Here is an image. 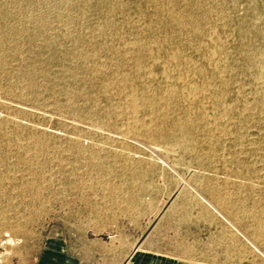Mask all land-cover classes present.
<instances>
[{
    "label": "rangeland",
    "instance_id": "rangeland-1",
    "mask_svg": "<svg viewBox=\"0 0 264 264\" xmlns=\"http://www.w3.org/2000/svg\"><path fill=\"white\" fill-rule=\"evenodd\" d=\"M263 74L264 0H0V264H264Z\"/></svg>",
    "mask_w": 264,
    "mask_h": 264
},
{
    "label": "crops",
    "instance_id": "crops-1",
    "mask_svg": "<svg viewBox=\"0 0 264 264\" xmlns=\"http://www.w3.org/2000/svg\"><path fill=\"white\" fill-rule=\"evenodd\" d=\"M133 236H130V241ZM37 255L34 264H87L83 256L78 252L68 249L57 248L54 245H46ZM58 247H61L59 244ZM84 253V252H83ZM92 264V263H89ZM121 264H182L178 258L167 255L150 247L139 245L130 250L123 258Z\"/></svg>",
    "mask_w": 264,
    "mask_h": 264
},
{
    "label": "bare ground",
    "instance_id": "bare-ground-1",
    "mask_svg": "<svg viewBox=\"0 0 264 264\" xmlns=\"http://www.w3.org/2000/svg\"><path fill=\"white\" fill-rule=\"evenodd\" d=\"M161 56H162V55H161ZM164 57H167V56H164ZM170 57H171V55H170ZM173 58H174V57H173ZM145 59H146V57H145ZM160 59H161V58H160ZM166 59H168V58H166ZM169 59H170V58H169ZM161 60H162V59H161ZM168 61H169V60H168ZM168 61H167V63H169V62L171 63V61H169V62H168ZM172 61H173V59H172ZM161 62H162V61H161ZM161 62H160V63H161ZM163 62H165V60H164ZM165 63H166V62H165ZM164 65H165V64H164ZM135 66H136V65H135ZM160 66H161V65H160ZM160 66H159V67H160ZM161 67H162V66H161ZM166 67H168V66H166ZM168 68H169V67H168ZM163 69H165V68H163ZM136 70H137V69H136ZM149 71H150V70H149ZM167 71H168V70H167ZM136 72H137V71H136ZM161 72H162V71H161ZM162 73H163V72H162ZM121 74H122V73H121ZM124 75H125V74H124ZM163 75H164V74H163ZM263 75H264V74H263ZM169 76H170V75H169ZM163 77H164V76H163ZM260 77H261V76H260ZM165 78H166V77H165ZM167 78H168V77H167ZM169 78H170V77H169ZM139 79H140V78H139ZM163 79H164V78H163ZM123 82H124V81H123ZM180 84H181V83H180ZM123 85H124V84H123ZM177 85H178V84H176V87H177ZM171 86H172V85H171ZM171 86H170V87H171ZM173 86H174V85H173ZM189 86H190V85H189ZM131 87H132V86H131ZM178 87H180V86L178 85ZM172 88H173V87H172ZM181 88H182V87H181ZM181 88H179V90H180ZM185 88H186V87H185ZM170 89H171V88H170ZM174 89H175V87H174ZM192 89H193V88H192ZM132 91H133V90H132ZM132 91H131V92H132ZM165 91H166V90H165ZM167 91H169V89H168ZM170 91H171V90H170ZM177 91H178V90H177ZM133 92H134V91H133ZM147 92H148V91H147ZM152 93H153V92H152ZM150 94H151V93H150ZM174 94H176V91H175ZM178 94H179V93H178ZM177 97H178V96H177ZM131 103H132V102H131ZM132 104H133V103H132Z\"/></svg>",
    "mask_w": 264,
    "mask_h": 264
}]
</instances>
